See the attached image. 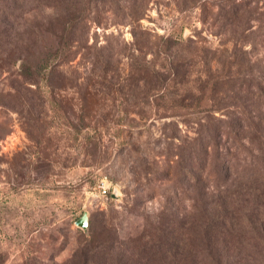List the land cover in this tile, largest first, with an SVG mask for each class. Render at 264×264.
I'll list each match as a JSON object with an SVG mask.
<instances>
[{
  "label": "rangeland",
  "instance_id": "374dc122",
  "mask_svg": "<svg viewBox=\"0 0 264 264\" xmlns=\"http://www.w3.org/2000/svg\"><path fill=\"white\" fill-rule=\"evenodd\" d=\"M4 4L0 264H60L88 231L107 245L162 209L189 215L216 187L241 241L230 251L260 247L264 177L247 175L264 173V0ZM80 10L70 56L26 79Z\"/></svg>",
  "mask_w": 264,
  "mask_h": 264
},
{
  "label": "trees",
  "instance_id": "16d2710c",
  "mask_svg": "<svg viewBox=\"0 0 264 264\" xmlns=\"http://www.w3.org/2000/svg\"><path fill=\"white\" fill-rule=\"evenodd\" d=\"M5 2L0 0V13L9 5ZM83 16L81 10L78 16H68L61 32L55 35L56 39L40 44L33 68L28 73L21 72L26 79L39 84L35 79L38 73L51 70L56 59L59 61L70 56L71 49L65 35L81 23ZM20 66H24L23 63ZM208 129L204 134L206 145L202 147L206 163H210L208 149L216 142L217 133L216 128ZM202 169L208 177L215 175L213 168ZM247 176L263 178L264 173L253 172ZM187 178L193 179L194 176L188 172ZM214 190L216 193H212L211 197L201 200V208L191 204L195 211L189 215L162 209L152 218L143 220L141 229L129 231V234L107 245L93 242L88 231L60 264H236L245 255L252 260L244 264H264V238L256 250H241L247 254L238 253L240 249L234 253L230 251V244H241L240 237L232 230L229 217L223 216L221 206L227 204L228 200H222L223 195L218 187ZM191 214L195 215L194 218Z\"/></svg>",
  "mask_w": 264,
  "mask_h": 264
},
{
  "label": "built area",
  "instance_id": "2783aa9c",
  "mask_svg": "<svg viewBox=\"0 0 264 264\" xmlns=\"http://www.w3.org/2000/svg\"><path fill=\"white\" fill-rule=\"evenodd\" d=\"M97 188H98V191L100 192V194H103V195L109 190L108 184L102 178L97 183Z\"/></svg>",
  "mask_w": 264,
  "mask_h": 264
},
{
  "label": "water",
  "instance_id": "95a60500",
  "mask_svg": "<svg viewBox=\"0 0 264 264\" xmlns=\"http://www.w3.org/2000/svg\"><path fill=\"white\" fill-rule=\"evenodd\" d=\"M75 223L78 226L85 227L87 222H86V212L83 211L81 215L75 220Z\"/></svg>",
  "mask_w": 264,
  "mask_h": 264
}]
</instances>
